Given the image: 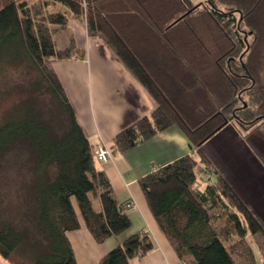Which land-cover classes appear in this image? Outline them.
<instances>
[{
	"label": "trees",
	"instance_id": "trees-1",
	"mask_svg": "<svg viewBox=\"0 0 264 264\" xmlns=\"http://www.w3.org/2000/svg\"><path fill=\"white\" fill-rule=\"evenodd\" d=\"M218 1L227 9L214 0H0V73L24 69L29 79L0 122V160L23 147L33 162L30 220L18 226L0 212L5 260L76 264L67 233L81 228L79 216L99 244L132 225L52 68L84 57L73 39L65 49L53 39L71 18L104 40L158 104L117 135V151L176 126L200 152L231 122L248 132L264 125V0ZM199 163L185 156L139 180L151 214L183 264H258L247 234L264 242V230L222 177L200 180ZM154 249L137 233L98 264H131Z\"/></svg>",
	"mask_w": 264,
	"mask_h": 264
},
{
	"label": "crops",
	"instance_id": "crops-1",
	"mask_svg": "<svg viewBox=\"0 0 264 264\" xmlns=\"http://www.w3.org/2000/svg\"><path fill=\"white\" fill-rule=\"evenodd\" d=\"M60 31L66 32V39L58 46L54 35ZM60 31L53 34L56 46L65 49L73 39L84 57L78 54L68 60L56 61L52 68L91 144L96 147L105 143L112 148L111 161L103 163L95 158L96 168L107 176L116 201L132 223L127 232L99 244L79 216L81 228L67 233L76 264H98L108 252L137 233L149 235L155 249L142 259H133L131 264L181 262L151 214L139 180L185 156L200 161L201 181H212L215 175L222 177L264 230V126L248 132L231 122L205 142L200 152L174 126L121 153L112 146L117 135L139 120L150 117L158 104L104 40L88 35L83 21L73 17ZM201 155L209 170L201 162ZM127 204H130L129 208H125ZM95 210L99 211L100 205L99 210ZM251 237L260 236L247 234L255 251ZM0 264L12 263L0 255Z\"/></svg>",
	"mask_w": 264,
	"mask_h": 264
},
{
	"label": "rangeland",
	"instance_id": "rangeland-1",
	"mask_svg": "<svg viewBox=\"0 0 264 264\" xmlns=\"http://www.w3.org/2000/svg\"><path fill=\"white\" fill-rule=\"evenodd\" d=\"M190 1L193 4H199L206 0ZM214 2L221 9H227L218 0H214ZM65 33V31H60L54 35L58 46H61L62 40L66 39ZM28 83L29 79L24 69L12 70L11 68L9 70L5 69L3 73H0V122L5 121L8 111L11 110L14 104L19 103L22 96H19L18 90L25 87ZM10 90L15 91V93L9 94ZM51 114L53 113L51 112ZM32 165V156L23 147L7 153L0 160V212L2 220L16 223L18 226L30 220L26 213H28V206L32 202V194L30 195L33 182ZM95 208L99 210L97 201H95ZM252 239L251 243L255 249L258 264H264L262 263V259H264V242L261 237ZM187 261L189 262V258Z\"/></svg>",
	"mask_w": 264,
	"mask_h": 264
},
{
	"label": "built area",
	"instance_id": "built-area-1",
	"mask_svg": "<svg viewBox=\"0 0 264 264\" xmlns=\"http://www.w3.org/2000/svg\"><path fill=\"white\" fill-rule=\"evenodd\" d=\"M94 156L97 160L103 163H107L111 161V158H112L111 151L105 143H101L95 147ZM129 207H130V204H127L125 208H129ZM122 210L125 211L124 208H122ZM178 264H183V263L179 262Z\"/></svg>",
	"mask_w": 264,
	"mask_h": 264
}]
</instances>
